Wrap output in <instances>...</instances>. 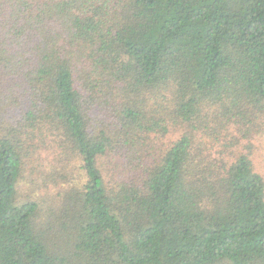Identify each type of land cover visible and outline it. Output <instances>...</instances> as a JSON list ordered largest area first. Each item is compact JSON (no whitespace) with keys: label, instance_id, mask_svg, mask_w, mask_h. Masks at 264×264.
I'll return each mask as SVG.
<instances>
[{"label":"trees","instance_id":"obj_1","mask_svg":"<svg viewBox=\"0 0 264 264\" xmlns=\"http://www.w3.org/2000/svg\"><path fill=\"white\" fill-rule=\"evenodd\" d=\"M264 0H0V264H264Z\"/></svg>","mask_w":264,"mask_h":264},{"label":"rangeland","instance_id":"obj_2","mask_svg":"<svg viewBox=\"0 0 264 264\" xmlns=\"http://www.w3.org/2000/svg\"><path fill=\"white\" fill-rule=\"evenodd\" d=\"M253 162L256 172L264 178V139L253 141Z\"/></svg>","mask_w":264,"mask_h":264}]
</instances>
